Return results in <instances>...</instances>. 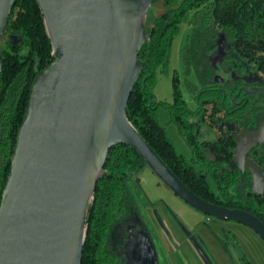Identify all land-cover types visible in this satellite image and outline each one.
<instances>
[{"label": "water", "instance_id": "1", "mask_svg": "<svg viewBox=\"0 0 264 264\" xmlns=\"http://www.w3.org/2000/svg\"><path fill=\"white\" fill-rule=\"evenodd\" d=\"M153 1L37 0L54 60L32 84L3 190L0 264H82L88 207L116 143L140 153L194 209L246 224L264 239L258 216L194 193L127 117V102L146 65L138 52L145 40L142 19ZM14 2L0 0V38ZM3 65L0 52V75ZM240 151L239 144L236 156ZM142 233V264H160L153 240Z\"/></svg>", "mask_w": 264, "mask_h": 264}, {"label": "trees", "instance_id": "2", "mask_svg": "<svg viewBox=\"0 0 264 264\" xmlns=\"http://www.w3.org/2000/svg\"><path fill=\"white\" fill-rule=\"evenodd\" d=\"M157 0H154L155 2ZM166 8L148 27L138 57L146 65L127 102L126 114L161 159L197 195L215 204L245 208L264 221V197L251 195L244 185L243 171L233 163L236 134L224 133L215 141H199L195 122L189 115H205L212 104V121L216 113L229 110L225 119L255 125L259 106L251 95L247 103L235 110L232 94L238 91L242 78L230 86L214 79L212 59L221 51V59L241 75H253L252 85H264V0H162ZM193 10L192 33L182 48L185 73H196L198 83L189 86L195 93L196 110L188 107L182 96L177 73L172 78L171 102L157 100L156 69L169 63V49L179 30L183 15ZM0 52L4 65L0 75V204L10 175L18 135L25 120L30 90L40 71L53 60V47L47 33L44 15L37 0H15L11 16L2 35ZM1 37V38H2ZM0 38V42H1ZM220 47V48H219ZM246 80V79H244ZM170 112L171 121L187 136L193 162L180 153L165 126L159 110ZM261 109V108H260ZM204 163L217 185L215 189L195 164ZM146 165L143 156L123 143L114 144L107 155L103 174L97 180L94 199L87 211V231L82 264H99L101 243L110 234L112 214L134 203L128 181ZM113 223V224H112Z\"/></svg>", "mask_w": 264, "mask_h": 264}, {"label": "rangeland", "instance_id": "3", "mask_svg": "<svg viewBox=\"0 0 264 264\" xmlns=\"http://www.w3.org/2000/svg\"><path fill=\"white\" fill-rule=\"evenodd\" d=\"M165 9L162 0H157L150 5L142 19L144 35H146L148 27L152 25L154 18ZM193 15V10H189L183 15L179 24V30L174 35L173 42L169 49L168 66L163 68V66L159 65L156 69L155 95L157 100L171 102L173 100L172 78L173 74L177 73L183 98L186 100L190 109L196 110L198 104L194 98V93L189 89V84L191 82H197L196 75L193 70L189 74L185 73V65L181 57L182 48L185 46L188 36L193 31L191 25ZM4 39V37L1 38L0 44ZM216 72L217 76L224 77L225 80L230 77V73L223 71L220 66L217 67ZM206 107L208 108L206 117L203 119V122L200 121L196 126L195 132L199 134L201 140L212 141L218 137V131L208 117L211 111V104H207ZM159 116L161 123L166 127L167 133L173 140L176 149L189 159L191 152L186 138L179 132L177 126L170 121L169 112L167 110H161ZM187 118L190 121H199L200 119L197 115H189ZM198 167L204 168L203 166ZM209 180L211 184H215L212 179ZM128 185V188L130 187L136 199L139 210H144L149 200L162 201V204H159V209L161 213L164 214L168 229H170L175 237L173 241L175 240L178 244L176 247L181 250L176 255L172 254V257H174L173 259L171 258L173 264H207L203 254H205L210 261H213V264H243L242 260L239 262V257L248 259L249 264H264V241L259 238L256 233L252 232V230L247 228L244 224L238 222L222 220V222L218 224L217 218L195 210L180 197L175 195L167 186L160 183L158 177L153 174L148 166L140 170L133 180H129ZM207 217L210 219H207ZM225 223H234L235 226L234 228L232 227L231 232H229L230 230H228V228L222 229ZM148 228L154 242L159 246L154 233H152V228ZM183 228L187 231L186 235L188 236L189 234L190 237L198 243L199 248L196 249L194 244H192L194 248L192 247L189 241H191V243L193 241L189 237L186 238L183 235ZM159 232L161 233V231ZM207 232L212 233L213 236L211 237L215 239L213 243V240L210 241V238L207 237L206 240L211 243L208 246L204 244L205 233ZM169 242H171V240H167V238L164 237L166 250L171 253L172 243H170L171 247L169 248ZM225 245H228L230 253L224 249ZM198 255L201 258H198ZM172 263L164 260L163 264Z\"/></svg>", "mask_w": 264, "mask_h": 264}, {"label": "flooded vegetation", "instance_id": "4", "mask_svg": "<svg viewBox=\"0 0 264 264\" xmlns=\"http://www.w3.org/2000/svg\"><path fill=\"white\" fill-rule=\"evenodd\" d=\"M221 53H222L221 51H217L215 54V57L211 61L212 65L215 68L214 79L222 85L227 84V86H230L233 80L239 79V77L242 78V80L240 81L241 84L238 86V91L232 94V106L234 107L231 108L230 111L235 110V108L240 106L241 104L247 103L249 100V97L251 98V95H253L254 96L253 102L255 103V105L261 108V109L259 108L258 112L262 114L260 115V118L255 125H250L249 120H246V119H243L244 123H240L236 121L235 119H225V115L226 113L229 112V110H224L219 113H216L214 118H219V120L214 122L211 120V117H210L213 111L212 104L209 103L211 104V111L208 114V117L210 119V122L216 126L217 131H218V137H216L215 140H217L224 133L233 132L236 134V147L233 153V161H234L233 163H235L243 171L244 173L243 179H245L244 185L249 188V193L251 195H259L261 197H264V89H263L264 85H255V86L252 85L251 83L255 79V76L247 75V74L241 75L238 72L232 70V68H230L228 64H225L223 60H220ZM218 66H220V68H222L223 71H225L226 73L228 72L230 73V77L227 80H225L224 77H220L219 75L217 76L216 71H217ZM196 79H197V82H191V83L197 84L198 83L197 75H196ZM189 89L190 91L194 93V98H195L196 92L192 90L190 86H189ZM161 110H166V109H161ZM161 110H159V112ZM207 112H208V108L206 110V114ZM206 114L205 115L197 114V116L200 117L199 121H191V122L197 123L196 124L197 126L200 121L203 122V119L206 117ZM169 115H170V112H169ZM159 120H160V116H159ZM170 121H171V116H170ZM182 135L186 138V142L188 144L187 136L184 134ZM196 135L199 141H206V140H201L199 138L198 133H196ZM215 140H212V141H215ZM239 144H240L241 151L236 156L235 151ZM188 147L190 149L191 156L189 159L188 158L187 159L190 162H193L192 149L189 146V144H188ZM195 165L198 170H201L203 172V175H205L206 172L207 173L209 172V168L204 163H198V164L196 163ZM198 166H203L204 168H200ZM137 174H135L132 178H130V180H133ZM153 174L155 173L153 172ZM207 178L209 182H210L209 179H212L214 181L212 174L208 173ZM159 182L163 183L160 179H159ZM211 185L215 189H217L216 183L214 185L213 184ZM128 191H129V194L132 198L134 205L131 207L129 206L126 209H116L114 213L112 214L114 224L112 223L113 226L110 229L109 236L101 243V253H100L101 255H100L99 264H142L139 256L143 257L144 254L141 248L138 251L137 243L141 239L143 240V237L141 235L139 236V233L143 234L142 232H146L150 236V238L153 240V237L148 227L152 228V233H154L157 239V242L159 243V246H158L153 240L156 250H157L159 263L163 264L164 260L172 263V260L166 250V245H164V237L167 238V240H173L174 238L170 232V229H168L167 227L164 214L161 213L159 209V206H160L159 204L160 203L162 204V201L149 200L144 210L143 209L139 210L138 204L136 202V199L130 187L128 188ZM231 208H238V207H231ZM241 209L247 210L245 208H241ZM227 221L237 222V221H232V220H227ZM238 223H241V222H238ZM244 225L251 228L250 226L246 224ZM228 230H230L229 232H231V229H228ZM159 231H161V233ZM253 231L257 235H259L255 230ZM183 232L187 234V231L185 229L184 231H182V233ZM187 237H189L193 241L192 244H194L196 249L199 248L198 243H196L194 239L190 237L189 234ZM259 237L264 241V239L260 235ZM224 249L230 253V249L228 245H225ZM176 251L179 252L181 250L176 248ZM240 260L243 261V264H249L248 259H245V257H239V262ZM210 264H213V261H211Z\"/></svg>", "mask_w": 264, "mask_h": 264}, {"label": "crops", "instance_id": "5", "mask_svg": "<svg viewBox=\"0 0 264 264\" xmlns=\"http://www.w3.org/2000/svg\"><path fill=\"white\" fill-rule=\"evenodd\" d=\"M207 219H210L209 217H207ZM217 220H218V224L220 223V222H222V220L221 219H218L217 218ZM221 220V221H220ZM234 223H231V224H229V223H225V225H224V227H222V229H225V228H228V229H232V227L234 228ZM247 228H249V227H247ZM250 230H252L251 228H250ZM171 232V231H170ZM252 232H254L253 230H252ZM255 233V232H254ZM171 234H172V232H171ZM206 234V236H205V240H204V244H206L207 246L208 245H210L211 243L208 241V240H206L207 239V237L208 238H210V241L211 240H213V243H214V237L212 238L211 236H213V234L212 233H209V232H207V233H205ZM173 235V234H172ZM183 235L187 238V235L183 232ZM258 237H259V235H257ZM173 238L175 239V237H174V235H173ZM260 238V237H259ZM190 242V244L192 245V243H191V241H189ZM170 243H172V249H171V253H170V251H168V255L170 256V258H174V257H172V254H174V255H176V254H178V251H176V245L178 246V244L175 242V240L173 241V240H171V242H169V248L171 247L170 246ZM176 243V244H175ZM212 243V244H213ZM174 244V245H173ZM192 247H193V245H192ZM194 248V247H193ZM177 249H179V248H177ZM195 250V249H194ZM197 252V251H196ZM199 256V255H198ZM198 258H201L200 256L198 257ZM203 264V263H202Z\"/></svg>", "mask_w": 264, "mask_h": 264}]
</instances>
